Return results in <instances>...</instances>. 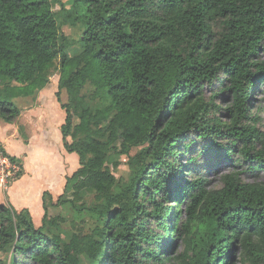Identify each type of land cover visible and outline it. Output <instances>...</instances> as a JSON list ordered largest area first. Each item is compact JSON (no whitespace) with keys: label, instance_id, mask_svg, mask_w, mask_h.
<instances>
[{"label":"trees","instance_id":"obj_1","mask_svg":"<svg viewBox=\"0 0 264 264\" xmlns=\"http://www.w3.org/2000/svg\"><path fill=\"white\" fill-rule=\"evenodd\" d=\"M61 16L84 24L76 56ZM262 54L264 0H74L71 12L0 0V116L16 122L17 99L35 97L59 63L63 146L80 167L57 201L77 206L91 190L94 206L77 210L102 222L63 242L45 229L56 225L48 190L40 225L29 208L3 203L0 254L11 264H80L83 254L97 264H264V125L253 111ZM117 142L128 155L140 148L123 186L107 163ZM222 167V185L210 186L206 172ZM172 237L184 242L174 258Z\"/></svg>","mask_w":264,"mask_h":264},{"label":"rangeland","instance_id":"obj_2","mask_svg":"<svg viewBox=\"0 0 264 264\" xmlns=\"http://www.w3.org/2000/svg\"><path fill=\"white\" fill-rule=\"evenodd\" d=\"M68 10H74V0H53L54 10L58 11L61 9L62 5ZM66 17L61 16L59 19V24L61 27V31L67 35L69 40L73 43L68 49L67 53L70 56H76L83 50V46L81 44V37L84 31V24L81 21L73 24L71 21L65 19ZM66 20V21H65ZM264 58V54L261 55V59ZM50 82L44 88V91L40 93L39 91L36 93L35 97H27V98H18L17 104L22 109L20 116L17 118V121L14 122L16 128L19 129L20 134L24 141L28 142V132L29 126L28 122L23 118H40L44 120L48 118L46 125L47 131L45 135H47L43 140V146L41 151L38 153L34 161H32V174L39 170L38 181L40 184L46 181H52V187L49 190L52 194L53 202H48L49 214L47 220L55 221L54 224H45V229L47 233L51 236L58 235L62 238L63 242H66L71 238L74 230H83L84 232L94 229L96 226H102L101 220L97 217L96 213L91 212L90 210H77L81 203H85L87 207L94 206L95 204V193L91 190L86 191L83 194V199L81 202L74 206L71 203H66L60 201L58 203L59 195H54L59 191V194H63L65 191V186L67 182V178L72 176L73 173L80 167L79 157L76 153L68 152L64 146L61 138V133L57 130V123L59 122L58 118H65L66 112L61 107V103L58 101L57 92L59 91V63L56 61L54 66L51 68ZM261 90L256 92L253 96V111L259 112V115L262 119L264 125V84L260 85ZM83 94L85 96V105L95 109L99 106V98L95 93V87L88 83L84 90ZM61 101L67 100V93L65 90L61 89L60 91ZM0 118H2L0 116ZM46 120V119H45ZM12 123V124H14ZM64 123V122H63ZM103 127L106 129L107 124H104ZM0 131L4 133V135L10 138V141L13 143L14 140L11 138V132L6 127H0ZM4 138V137H3ZM69 141L72 142V139L69 138ZM25 142V143H26ZM1 143V141H0ZM15 144H19L14 142ZM2 144V143H1ZM8 145V144H7ZM9 146V145H8ZM140 148L134 147L131 150V155L125 154L122 152V148L119 142L114 144V147L109 152L107 163L115 174L117 181L121 186L128 184L133 176L134 168L133 157L139 152ZM14 151V150H12ZM26 155V154H25ZM21 156V160L23 161V173H25L24 169V157ZM150 162H152L150 160ZM224 169V170H223ZM225 167L220 168L219 170H210L206 172V177L209 178L210 186H221L222 182L220 179L221 173L226 171ZM37 174V173H36ZM254 175L251 173L243 174V178L246 181H253ZM72 181L69 183L68 191L69 196L72 192ZM0 194L4 195L5 203L10 202L13 203L6 196L7 194V186H2L0 182ZM57 190L55 186H57ZM54 195V196H53ZM174 203H168V206ZM14 206V205H13ZM15 207V206H14ZM16 208V207H15ZM42 220L38 219L37 225H40ZM172 237V241H176L175 245L171 249L170 252L166 253L171 255L172 258L176 257L180 251L184 248V242L182 237L176 238ZM239 257V249H237V254L235 255L234 261H238ZM0 263L1 264H11V254L3 253L0 254ZM98 262L92 260L87 255H81L80 264H97ZM169 264V263H168ZM236 264H241L239 261Z\"/></svg>","mask_w":264,"mask_h":264},{"label":"crops","instance_id":"obj_3","mask_svg":"<svg viewBox=\"0 0 264 264\" xmlns=\"http://www.w3.org/2000/svg\"><path fill=\"white\" fill-rule=\"evenodd\" d=\"M44 88L39 92L42 93ZM27 98V97H21ZM28 122L29 132H28V142L24 141L22 138L20 131L16 128L15 123H9L5 121L3 118H0V127H6L11 132V138L14 142L19 143L15 144L10 141L8 136L4 135L2 131H0V141L8 154L10 156L16 157L21 160V156L24 157V169L25 173L23 175L13 181L12 185H8L6 196L10 199L13 205L17 209L29 208L35 223L37 224L38 219L42 220L45 210L43 206V193L46 191L45 189H50L53 183L52 181H46L42 184L38 181L39 170L37 169L34 174H32V161L36 158L38 153L41 151L43 146V140L47 135H45L47 131L46 122L48 118L41 120L40 118H23ZM59 122L57 123V131L61 133V125L65 121V118H58ZM4 137V138H3ZM62 138V133H61ZM63 141V139H62ZM26 142V143H25ZM9 146H8V145ZM14 150V151H12ZM73 154V153H72ZM23 162V161H22ZM37 173V174H36ZM1 186V185H0ZM57 186H55L57 190ZM49 191V190H48ZM50 192V191H49ZM51 193V192H50ZM52 195V194H51ZM54 195H60L59 191L54 193ZM53 195V196H54ZM5 203L4 195L0 194V204Z\"/></svg>","mask_w":264,"mask_h":264},{"label":"built area","instance_id":"obj_4","mask_svg":"<svg viewBox=\"0 0 264 264\" xmlns=\"http://www.w3.org/2000/svg\"><path fill=\"white\" fill-rule=\"evenodd\" d=\"M13 160L4 146L0 143V182L2 186H7L14 181L22 170L20 162Z\"/></svg>","mask_w":264,"mask_h":264}]
</instances>
